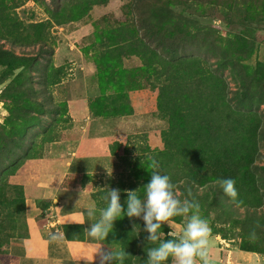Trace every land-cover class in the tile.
Returning a JSON list of instances; mask_svg holds the SVG:
<instances>
[{
  "label": "rangeland",
  "instance_id": "1",
  "mask_svg": "<svg viewBox=\"0 0 264 264\" xmlns=\"http://www.w3.org/2000/svg\"><path fill=\"white\" fill-rule=\"evenodd\" d=\"M58 1L64 5L61 8L64 13L69 11V5L83 6L82 0ZM133 3L134 0H107L92 5L87 15L80 19L58 24L51 18L50 9L54 6L51 0H4L9 14L5 20L16 18L25 28L23 34L30 35V39L12 47L10 41L3 38L0 47L36 60L13 72L0 67V93L5 87H22L23 92L19 100L12 95L7 99L0 97V154L11 156L0 168V264H14L8 248L10 240L25 235L30 223L43 226L54 220L57 202L53 197H45L46 187L42 183L52 185L53 189L60 185L62 178L56 195L64 197L74 196L83 189L89 191L96 219L101 200L94 188H100L101 183L104 185L110 175L118 179L124 174V181L128 182L136 158L145 161L147 148L163 150L162 133L167 122L155 109L159 87L165 79L152 72L138 56H120L117 61L120 66H116L114 60L103 55L108 42L124 36L130 41L134 36H142L137 30ZM148 9L145 7V11ZM174 12L186 18L177 20L180 30L210 31L216 37L229 40L231 49L238 37L245 36L253 46L247 64L254 68L260 63L259 79H264V0H231L229 4L190 2L177 6ZM31 23L41 24L36 27ZM39 36H44L48 47L41 55L38 54L42 41L38 40ZM197 58L207 71L216 69L215 58L204 57L203 53ZM221 79L229 89L236 88L228 71L220 76ZM211 83L212 80L206 84L210 87ZM15 108L14 115L10 110ZM263 110L264 105L260 113L257 112L260 123L264 122ZM24 116L31 121L28 125L20 124L15 118L22 120ZM257 148L264 155V146L258 144ZM78 157H108L109 171L71 173L75 176L64 180V170ZM258 163L263 164L262 161ZM223 199L228 207L219 213L225 211L232 218L242 219L245 208L226 195ZM254 209L264 211V197ZM183 222L170 221L168 229L179 233ZM208 224V252L221 245L242 251V240L254 241L253 236L243 235L240 225L222 224L216 215L211 216ZM119 226L121 223L114 224L108 236L99 242L104 251L125 250L128 255L124 264H134L139 229L132 231V227L135 239H121ZM74 231L81 232L76 227ZM263 247L258 240L257 249H253L264 251ZM210 257L215 258L213 253H208V259ZM223 258L227 261L232 256L227 254ZM221 259L222 256H218L212 261ZM212 261L208 260V264Z\"/></svg>",
  "mask_w": 264,
  "mask_h": 264
},
{
  "label": "trees",
  "instance_id": "2",
  "mask_svg": "<svg viewBox=\"0 0 264 264\" xmlns=\"http://www.w3.org/2000/svg\"><path fill=\"white\" fill-rule=\"evenodd\" d=\"M51 1L54 5L50 9L51 18L58 24L80 19L87 15L92 5L107 2L82 0V7L69 5V11L64 13L61 9L64 5L58 0ZM190 2L229 4L231 0H134L132 7L136 12L137 30L142 36H134L131 41L124 36L104 46L103 55H106V59L114 60L116 66H120L117 62L120 56H138L152 72L165 79V83L159 87L155 110L166 120L167 127L162 133L163 150L147 148L145 161L136 158L128 182L124 181V174L118 179L110 175L100 188L109 186L122 190L120 199L123 205L126 199L123 190L142 187L153 170L167 174L175 185L176 195L183 199L190 193V198L199 202L200 214L207 221L216 215L222 224L232 222L240 225L243 235L253 236V243L241 241L242 251L264 254V251L253 249H257L258 240L264 245V211L254 209L264 197V155L257 148L258 144L264 146V122L260 123L257 115L264 105V79H259L258 72L260 63H256L254 68L247 64L253 46L245 36L238 37L231 49L229 40L216 37L210 31L189 33L180 30L177 20L186 18L178 16L174 9ZM145 7H149L148 11H145ZM6 16L9 14L4 8V0H0V40L8 39L12 47L28 41L30 35L23 34L25 28L16 18L5 20ZM39 24L31 23V26L37 27ZM38 40H42L38 53L41 55L47 52L48 47L45 46L44 36H39ZM202 53L204 57L215 58L214 71H207L198 62L197 55ZM35 60V57L18 55L12 49L0 47V67L9 72L24 69ZM196 61L199 65L195 64ZM225 71L229 72L235 84L233 90L220 80ZM210 80L212 83L208 87L206 83ZM21 90L22 87H5L0 97L12 95L19 100L23 96ZM34 104L42 107V104ZM10 111L15 115L16 108ZM15 118L20 124L28 125L31 122L25 116L22 120ZM2 155L5 153L0 154V168L11 157ZM261 161L263 164L258 163ZM74 176L67 174L63 179ZM223 177L235 179L238 192L235 203L245 208L242 219L232 218L225 211L224 214L219 213L228 207L223 203L225 194L215 182ZM138 192L142 195L143 189H138ZM99 206L103 207L104 202L101 201ZM170 221L181 223L183 219L172 217ZM120 223L118 234L121 239H135L131 232L133 224L138 225L137 229L140 227L134 264H141V260L146 258L143 249L147 246L143 221L120 217L114 222L115 225ZM74 227L82 232V225H65L64 229L68 233L73 232ZM162 230L165 233L170 231L167 224L162 225ZM12 260L16 264L13 257Z\"/></svg>",
  "mask_w": 264,
  "mask_h": 264
},
{
  "label": "clouds",
  "instance_id": "3",
  "mask_svg": "<svg viewBox=\"0 0 264 264\" xmlns=\"http://www.w3.org/2000/svg\"><path fill=\"white\" fill-rule=\"evenodd\" d=\"M149 177L147 183L138 188L143 189L142 195L138 189L123 190L126 196L123 205L120 199L122 190L109 186L94 188L104 206L99 209L98 218L88 223L83 232L94 239H105L120 217H127L130 221L138 218L143 221L147 242L143 249L146 258L141 260V264H197L198 261L200 264H208L210 228L207 219L200 214L199 202L190 198V193L183 199L179 198L167 174L153 170ZM215 182L229 198L235 200L238 196L234 178H217ZM86 214L94 217L95 209L89 208ZM172 217L183 219L181 230L177 233L170 228L165 234L162 225L169 226ZM137 226L133 224L132 231H136ZM140 230L139 227L137 234ZM165 235L167 238H162ZM50 238L56 240L58 237L54 232ZM127 255L125 250L106 249L100 252V264H124Z\"/></svg>",
  "mask_w": 264,
  "mask_h": 264
},
{
  "label": "crops",
  "instance_id": "4",
  "mask_svg": "<svg viewBox=\"0 0 264 264\" xmlns=\"http://www.w3.org/2000/svg\"><path fill=\"white\" fill-rule=\"evenodd\" d=\"M108 164V157H78L71 160L68 167H65L66 169L64 168V176L71 173H105L109 171ZM59 183L61 185L62 178ZM41 185L46 187L45 197H53V201L57 202L54 207L55 217L53 221H49L43 226L30 223L25 235L10 240L9 253L15 259L16 264H100L102 245L98 239L91 238L83 232L88 223L95 221L93 217H88L86 214L89 208H93L94 203L90 192L81 190L74 196L64 197L56 195V190L60 189L59 184L53 189L52 185L48 183ZM56 196L61 199L59 200ZM81 221L83 223H80ZM65 225H82L83 229L78 234L75 231L67 233L64 229ZM54 232L58 237L56 240L50 238ZM226 247L229 248L228 245H221L217 246L215 251L210 250L208 253H213L215 258L210 257L208 260L212 261L216 257L222 256L219 262L212 261L211 263L264 264V254L236 251L230 248L226 250ZM227 254L232 256V259L225 261L223 257Z\"/></svg>",
  "mask_w": 264,
  "mask_h": 264
}]
</instances>
